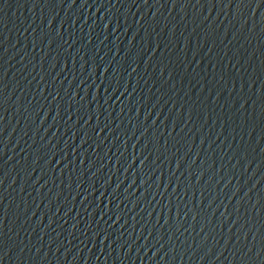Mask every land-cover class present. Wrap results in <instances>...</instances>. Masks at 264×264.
<instances>
[{
  "label": "water",
  "instance_id": "95a60500",
  "mask_svg": "<svg viewBox=\"0 0 264 264\" xmlns=\"http://www.w3.org/2000/svg\"><path fill=\"white\" fill-rule=\"evenodd\" d=\"M0 264H264V3L0 0Z\"/></svg>",
  "mask_w": 264,
  "mask_h": 264
},
{
  "label": "snow or ice",
  "instance_id": "6c2138e0",
  "mask_svg": "<svg viewBox=\"0 0 264 264\" xmlns=\"http://www.w3.org/2000/svg\"><path fill=\"white\" fill-rule=\"evenodd\" d=\"M260 2L264 3V0H260Z\"/></svg>",
  "mask_w": 264,
  "mask_h": 264
}]
</instances>
